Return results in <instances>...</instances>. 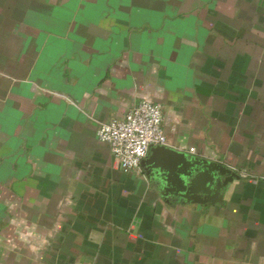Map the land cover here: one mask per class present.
<instances>
[{
    "label": "crops",
    "instance_id": "crops-1",
    "mask_svg": "<svg viewBox=\"0 0 264 264\" xmlns=\"http://www.w3.org/2000/svg\"><path fill=\"white\" fill-rule=\"evenodd\" d=\"M141 99L220 201L97 139ZM0 264H264V0H0Z\"/></svg>",
    "mask_w": 264,
    "mask_h": 264
},
{
    "label": "water",
    "instance_id": "water-1",
    "mask_svg": "<svg viewBox=\"0 0 264 264\" xmlns=\"http://www.w3.org/2000/svg\"><path fill=\"white\" fill-rule=\"evenodd\" d=\"M140 166L155 189L180 203L214 204L227 183L238 177L223 164L166 145L152 146Z\"/></svg>",
    "mask_w": 264,
    "mask_h": 264
},
{
    "label": "built area",
    "instance_id": "built-area-1",
    "mask_svg": "<svg viewBox=\"0 0 264 264\" xmlns=\"http://www.w3.org/2000/svg\"><path fill=\"white\" fill-rule=\"evenodd\" d=\"M96 137L108 144L122 170L139 169L152 146L167 144L160 105L141 99L121 118L101 123Z\"/></svg>",
    "mask_w": 264,
    "mask_h": 264
}]
</instances>
